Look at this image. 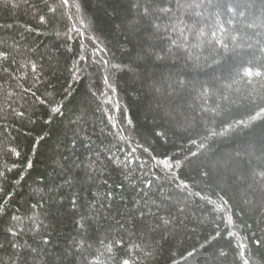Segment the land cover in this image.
Returning a JSON list of instances; mask_svg holds the SVG:
<instances>
[{
  "label": "trees",
  "instance_id": "1",
  "mask_svg": "<svg viewBox=\"0 0 264 264\" xmlns=\"http://www.w3.org/2000/svg\"><path fill=\"white\" fill-rule=\"evenodd\" d=\"M0 264H264V0H0Z\"/></svg>",
  "mask_w": 264,
  "mask_h": 264
}]
</instances>
